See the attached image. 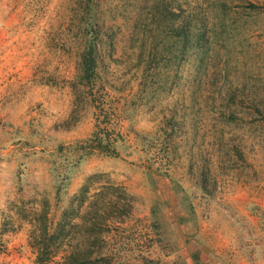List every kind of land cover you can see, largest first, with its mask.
I'll list each match as a JSON object with an SVG mask.
<instances>
[{
	"label": "rangeland",
	"instance_id": "1",
	"mask_svg": "<svg viewBox=\"0 0 264 264\" xmlns=\"http://www.w3.org/2000/svg\"><path fill=\"white\" fill-rule=\"evenodd\" d=\"M0 264H264V0H0Z\"/></svg>",
	"mask_w": 264,
	"mask_h": 264
},
{
	"label": "trees",
	"instance_id": "2",
	"mask_svg": "<svg viewBox=\"0 0 264 264\" xmlns=\"http://www.w3.org/2000/svg\"><path fill=\"white\" fill-rule=\"evenodd\" d=\"M184 27L185 26H183L181 29L178 27V31L176 33V37H178V40H181L183 42H185L188 39L189 35L192 34L191 32H193L191 31V28H189L188 30ZM197 46L198 48H200L199 47L200 45L197 44ZM184 54H188V53L186 52ZM177 56L179 57L180 55L177 54ZM81 61H82L81 78L83 82L92 84V81H94V78L96 75V66H97V61H98L95 41L90 42L89 47H87V49L83 51Z\"/></svg>",
	"mask_w": 264,
	"mask_h": 264
}]
</instances>
